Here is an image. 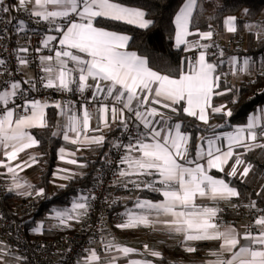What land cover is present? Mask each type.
<instances>
[{
    "label": "snow or ice",
    "instance_id": "obj_1",
    "mask_svg": "<svg viewBox=\"0 0 264 264\" xmlns=\"http://www.w3.org/2000/svg\"><path fill=\"white\" fill-rule=\"evenodd\" d=\"M13 11H23L29 22L46 26L42 34L31 29L37 36L35 45L29 35V22L11 15ZM202 13L198 0H184L176 12L174 46L194 55L185 57L172 70L157 69L149 57L130 51L134 38L109 26L111 22L150 29L153 20L146 18L141 8L125 6L118 0H14V3L0 0V25H3L0 39L15 32L17 36L23 33L27 40L26 46L4 48L9 59L15 57L16 67L10 69L9 59L0 58V77H8L0 81V150L7 160V163L0 160V167L12 174L13 183L8 191L29 197L44 196L43 188L33 192L34 186L19 181L16 170L23 169L20 164L13 167L11 161L19 153L39 145L40 141L30 130L49 128L47 109L51 107L62 118L52 136H61L64 141L82 146L104 147L110 143L111 149L122 154L112 160L105 153L104 159L118 170L115 175L123 187L159 195V199L137 197L134 208L138 211L127 210L121 214L122 221L117 228L160 225L170 236H182L184 251L189 254L198 251L191 242H219L218 249L209 253L214 259L206 264H264V208H258L256 200L244 205L262 214L246 226L243 234L235 225H224L220 219L223 210L215 202L238 200L241 192L225 178L210 174L213 169L224 172L225 166H229L227 176L242 181L249 177L254 165L245 159L246 155L256 149L264 152V109L259 110V115H250L245 125L236 126L233 131L218 133L216 129L224 125L209 123V109L213 114L232 117L231 109L226 105L214 106L212 100L234 89L222 82V77L227 76L222 70L224 50L212 43H202L212 41L214 36L211 24L208 31L199 30L196 17ZM243 15H250L248 8L243 9ZM236 21L235 16L225 18L227 32L237 31ZM13 24L14 27H9ZM245 27L250 32L255 30L257 39L264 36V24L260 22ZM192 36L198 39L189 40ZM213 47L217 52L210 51ZM31 51L39 54V73L28 79H17L14 73L32 66ZM209 56L217 59L212 61ZM228 63L232 75L251 73L250 58L240 64L232 56ZM41 89L71 98L55 102L35 98L32 93H39ZM236 102L234 99L233 103ZM184 117L200 122L193 125L199 132L195 137L188 131ZM94 118L96 127L92 126ZM114 125L120 135L109 142L103 131H112ZM80 150L77 147L76 151ZM59 153L60 159H65L64 147ZM67 162L76 164L77 160ZM35 163H38L35 157L31 164L23 162L26 167ZM76 175L71 173L59 178L72 179ZM261 187L262 191L256 193L258 197L264 195V185ZM24 188L29 190L20 191ZM94 199L95 194H81L73 199L70 209L56 210L54 219L58 225L55 226L71 227L73 221L79 223L88 215L89 201ZM204 200L213 202L212 206L197 202ZM42 228L41 224L32 231L42 234ZM102 247L109 254L108 264H118L121 257L137 252L115 243L114 237H102ZM144 249L148 255L163 259L160 251L149 249L148 245ZM86 251L89 255L84 257V264H99L102 257L96 250ZM128 264H154V261L133 259Z\"/></svg>",
    "mask_w": 264,
    "mask_h": 264
},
{
    "label": "trees",
    "instance_id": "obj_2",
    "mask_svg": "<svg viewBox=\"0 0 264 264\" xmlns=\"http://www.w3.org/2000/svg\"><path fill=\"white\" fill-rule=\"evenodd\" d=\"M14 2V0H10ZM184 0H118V2L136 8H141L147 14V18L153 20V27L150 29H140L134 25L119 24L115 25L111 22L109 26L112 30L123 31L132 36L134 39L130 42V49L137 54L144 55L154 62L157 69H176L180 62L184 59L183 51L174 46V15ZM203 8L202 15L196 17V23L201 32L208 31V25H212L214 36L212 41L207 43H215L220 49L224 50V65L222 70L227 73L226 77H222L223 85L233 88V92H226L221 96H214L212 103L214 106L226 104L228 109L233 112L232 117L225 118L219 114L210 113V124L224 125L216 129V132L227 131L233 129L236 125H244L247 118L254 113L256 109H264V36L257 39L255 30L250 32L245 25L249 23L260 22L264 24V0H198ZM248 8L250 15H243V9ZM235 16L237 18V31L229 35L228 41L224 39L223 21L226 16ZM193 37V36H192ZM217 37L221 38L217 42ZM233 40V44L231 41ZM235 40V41H234ZM231 56L238 58H250L251 73L244 74L237 80H232L230 75V66L228 60ZM209 59L215 61L217 57L209 56ZM238 102L233 103V100ZM48 129H31L33 135L40 141L37 146L39 156L37 180L33 184V189L43 188L45 194L43 197L31 196L34 198L36 210L29 214L13 215L12 206L29 196L17 194V192H9L5 190L0 193V208L6 215H11L17 222L25 225L26 229L35 226L38 220L45 219L49 212L56 210H67L70 208L76 192L80 187L87 186L95 181V171L102 162L104 154L109 149L108 143L104 147H94L85 149L78 156L79 159L85 160L86 167L82 175H76L70 179L65 187H57L54 191L50 190L51 174L56 164L57 149L62 144L59 136H52L54 131V113L49 111L47 115ZM185 124L188 125V131L192 132L194 137L198 135V130L193 127L200 124L193 118L184 117ZM201 129L204 125H200ZM115 131L107 132V138H111ZM242 153L243 149H237ZM245 159L254 165L253 171L249 177L242 181L238 177L223 175L230 182L231 186L236 187L241 196L234 204L238 203L235 211L232 207L226 208L220 213V219L223 222L237 223L246 218V208L244 205L249 204L252 200L257 201L258 208H264V195L256 196L257 192L262 191L264 185V152L256 149L248 153ZM234 160V159H233ZM140 195H147L150 198H157V193L144 190ZM119 208V206H118ZM262 214V213H261ZM73 227H47L42 230L40 235L42 238H52L64 230ZM115 231L116 237L125 241H135L137 245L147 244L162 253L163 259H156L157 264H184V263H200L206 256V251L215 247L213 242H199L196 244L197 252L189 254L184 251L181 242L174 236L156 233L145 229H119L116 225L110 224L108 232Z\"/></svg>",
    "mask_w": 264,
    "mask_h": 264
},
{
    "label": "built area",
    "instance_id": "obj_3",
    "mask_svg": "<svg viewBox=\"0 0 264 264\" xmlns=\"http://www.w3.org/2000/svg\"><path fill=\"white\" fill-rule=\"evenodd\" d=\"M9 3L14 2L9 0ZM11 15L23 18L26 22H29L27 14L23 11L19 13L13 11ZM2 27L3 25H0V28ZM9 27H14V24ZM45 27L44 25L36 24L34 21L29 22V35L31 36L33 45L36 44L37 36L32 34L31 29H35L42 34ZM216 40L220 42L221 38L217 37ZM18 44L27 45V40L24 38L23 33L17 36L13 32L10 36L0 39V58L9 59L8 52L4 51V48L11 50L17 47ZM212 44L216 45V42ZM210 51L217 52V49L213 47ZM37 55L34 51L30 52V56L33 59L32 66L35 69V76L39 73V63L36 60ZM14 60V56L9 59L8 66L10 69L16 67ZM14 75L17 79H27L23 71L14 73ZM4 79H8V77H0V81ZM32 95L37 99L43 100L47 98L49 101L54 99L61 101L71 98L68 95H61L55 93L53 90L45 89H41L39 93H32ZM119 135V132L116 131L112 140L119 137ZM106 153L108 154V158L112 160H115L117 156L122 154L115 149H111V147H109ZM117 171L113 165L107 164L103 157L102 162L95 171V181L87 186L80 187L76 192V197L81 194H95L96 199L89 201L91 208L88 215L76 227L64 230L49 239L42 238L41 234L32 231V229L40 226L41 222H37L31 229H26L24 224L17 222L13 216L4 214L0 208V238L4 243L5 253L13 256L17 264H82L81 261L89 254V251L86 250L93 248L100 256L107 254L102 247V237L106 236L108 239L114 237L115 241L117 240L115 231L108 232V229L110 224L117 225L120 223L122 221L121 214H123L118 208L117 199L112 195L114 189L121 184V179L115 175ZM5 190H7V187L0 176V193ZM33 197L16 202L11 208L13 215L29 214L35 211L36 205ZM236 209L237 207H232L231 210L235 211ZM222 210L224 211L226 208H222ZM54 213H48L46 218L54 219ZM258 215H261V213L246 208V226L251 225ZM256 230L252 228V231Z\"/></svg>",
    "mask_w": 264,
    "mask_h": 264
},
{
    "label": "crops",
    "instance_id": "obj_4",
    "mask_svg": "<svg viewBox=\"0 0 264 264\" xmlns=\"http://www.w3.org/2000/svg\"><path fill=\"white\" fill-rule=\"evenodd\" d=\"M183 2L179 6V8L182 6ZM125 6H127V5H125ZM128 7H131V6H128ZM179 8H178V10H179ZM229 16H231V15H229ZM174 17H175V15H174ZM225 18H224V20H225ZM223 31H224V34H225L224 39H226L227 41L229 39H231V38H228V37L232 33L227 32L225 24H224V21H223ZM188 39L189 40H195V39H198V37L193 36V37H188ZM173 41H174V38H173ZM207 42L208 41H202V43H207ZM231 43L233 44V40L231 41ZM181 47H183V46H181ZM129 50L130 51H134V50H131V49H129ZM38 55H37V59L36 60L39 63ZM193 55H194L193 52H185V51H183L184 58L185 57H191ZM235 57H237V56H235ZM237 59L240 62V64H242L243 60L245 58L242 57L240 59V58L237 57ZM22 71H23V73H24V75H25V77L27 79L29 77H34L35 76V69H34L33 66H31L29 68H26V69H24ZM230 75H231L232 80H237V79L241 78L242 76H244V73L237 72L236 75H232L231 71H230ZM55 101H59V100L58 99H54V100H50L49 102H55ZM220 105H226V104L222 103V104H219V105H216V106H220ZM49 111H52L54 113V131H58V129L55 127V125H57L58 122H62V118L57 115V110L56 109L51 108V107L48 108L47 109V115H48ZM210 113H211V110L209 109V116H210ZM252 114L259 115L260 114L259 109L257 108L256 111L254 113H252ZM252 114H250V115H252ZM92 126L93 127L97 126V121H96L95 118L92 120ZM236 126H242V125H236ZM236 126H234L233 129H231V130L221 131V132H218V133L233 131ZM112 131H115V125L113 126V130ZM112 131H109L108 129H104L103 134L107 137V132H112ZM99 134H101V133H89V135H99ZM59 137H60V139L62 141V144L57 149L56 164H55V166L53 168V171H52V174H51V186H50V190L51 191H54V189H56L57 187H60V185H65L70 180V179H60L59 178L60 176H67V175H69L71 173H76L77 175H82L85 172L84 171L85 167L81 168L80 165L81 164L86 165V163H85V160L79 159L78 156L80 154H82V152L85 149H91V148L97 147L96 145H90V146L74 145V144H71L70 142L64 141L61 136H59ZM112 137L111 138H107V141H109V142L112 141ZM108 146L110 147V143H108ZM61 147H64L66 149V153H67L66 156H65V159H63V160L60 159V153H59V149ZM77 147H80L81 150L80 151H76ZM36 148H37V146L26 149L25 151L19 153V156H18V158L16 160L11 161V165L13 167L15 165H17V164H20L21 168L23 169V170H21V169H17L16 170L17 171V178L19 179V181L21 183L30 184L32 186L37 180V173H38V166L37 165L38 164L35 163V164H33L32 167H26L23 164V162L27 161L29 164H31L33 157H35L36 159L38 158L39 153H38ZM71 153H74V155H71ZM71 159L77 160V163L76 164L68 163L67 161L71 160ZM0 160H4L7 163L6 158L3 156V150H0ZM233 162H234V160L229 161V165H231ZM63 169H67L69 171L68 172L61 171ZM229 171H230V167L229 166H225L224 172H219V171L213 169L210 174H212V175H214V176H216L218 178H225L223 173H225L227 175V173ZM0 176L3 178V180L5 182V185L7 187V190H8L12 186V183H13L12 174L8 173L6 168L0 167ZM226 181H228V180L226 179ZM28 190L29 189L24 188V189H21L20 191L27 192ZM32 191L34 192V189H32ZM141 192L142 191H139V190L129 191L128 189L123 187V182L121 181V184L117 188L114 189L112 195H113L114 198L117 199L119 209L123 213H125V211H127V210L138 211L137 209L134 208V203H135V200H136L137 197L142 198V199H153V198H150L147 195H140ZM25 196H27V195H25ZM33 196H35V194H33ZM159 198L160 197L158 195V197L155 198V199H159ZM234 200H235V198H233V200L231 202L218 201V202H215V206L219 207L220 209H222V208H230V207H232V204H234ZM197 202L198 203L208 204L209 206H212V204H213V202H210V201H207V200L197 201ZM49 213H51V212H49ZM37 222H41V224L43 225L42 230L45 228L46 225H47V227H57L55 225H58V221L55 220V219H47V218H45V219L38 220ZM223 223H224V225H235V227L239 230V232L241 234H243L245 232V227H246V224H247V220L243 219V220H240L237 223H232V222H229V221L223 222ZM77 225H78V223L73 221L71 227L74 228ZM134 229H145V230H148V231H152V232L154 231L156 233H162V234H165V235H169L166 231H164L162 229V226H160V225H156L155 228L139 227V228H134ZM111 232H114V231H111ZM174 238L178 239L180 242L183 240V237L180 236V235H176V236H174ZM199 242H205V241H196V242H191V243H192V246L196 247V244L199 243ZM206 242H210V241H206ZM115 243H118V244H121V245H124V246H127V247H130V248H133V249L137 250L136 253H132L128 257H121L119 259V261H118V264H128L129 260L144 259V258L153 260L154 264H157L156 259H158V258L152 257V256L148 255L147 252H145L144 245H147V244H143L142 246H140V245H137L135 241H132V240L131 241H129V240L125 241V240H123L121 238H118V237H117V240L115 241ZM213 243H215V247L210 248V249H208L206 251V256L204 257V259L200 263H184V264H206V261L214 259V257L209 255V253H210L211 250L218 249L219 242H213ZM241 243H244V241L242 240ZM148 247H149V249H155V248H152L149 245H148ZM182 247L184 248L183 244H182ZM108 255L109 254H105V255L101 256L102 259L100 260L99 264H108ZM112 255H115V252H113ZM81 263L84 264V259L81 261ZM0 264H17V261H16V259L13 256L8 255V254L5 253L4 243H3L1 238H0Z\"/></svg>",
    "mask_w": 264,
    "mask_h": 264
},
{
    "label": "rangeland",
    "instance_id": "obj_5",
    "mask_svg": "<svg viewBox=\"0 0 264 264\" xmlns=\"http://www.w3.org/2000/svg\"><path fill=\"white\" fill-rule=\"evenodd\" d=\"M250 24V23H249ZM251 24H255V23H251ZM248 29V28H247Z\"/></svg>",
    "mask_w": 264,
    "mask_h": 264
}]
</instances>
